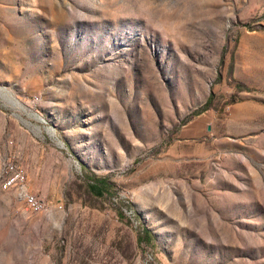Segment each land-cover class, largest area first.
Masks as SVG:
<instances>
[{
    "label": "rangeland",
    "instance_id": "1",
    "mask_svg": "<svg viewBox=\"0 0 264 264\" xmlns=\"http://www.w3.org/2000/svg\"><path fill=\"white\" fill-rule=\"evenodd\" d=\"M5 157L0 264H264V0H0Z\"/></svg>",
    "mask_w": 264,
    "mask_h": 264
},
{
    "label": "built area",
    "instance_id": "2",
    "mask_svg": "<svg viewBox=\"0 0 264 264\" xmlns=\"http://www.w3.org/2000/svg\"><path fill=\"white\" fill-rule=\"evenodd\" d=\"M0 188H14L16 193L24 198L26 203L34 210H41L46 207L44 198L28 189L25 170L15 158H4V173L1 174Z\"/></svg>",
    "mask_w": 264,
    "mask_h": 264
},
{
    "label": "trees",
    "instance_id": "3",
    "mask_svg": "<svg viewBox=\"0 0 264 264\" xmlns=\"http://www.w3.org/2000/svg\"><path fill=\"white\" fill-rule=\"evenodd\" d=\"M211 99H212V95L210 94L208 96V98L206 99L203 107L201 109H199V111L208 107V105L211 102ZM89 178L93 179V182L88 184V189L92 193L97 194V195H102L104 192L108 191L109 184H108L106 177H104V176L103 177L102 176H90ZM145 237L150 238L151 232L148 231L146 228H143V233L139 234L138 239L143 240Z\"/></svg>",
    "mask_w": 264,
    "mask_h": 264
}]
</instances>
